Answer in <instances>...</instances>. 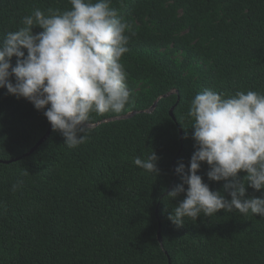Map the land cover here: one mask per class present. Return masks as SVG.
<instances>
[{"label":"trees","instance_id":"16d2710c","mask_svg":"<svg viewBox=\"0 0 264 264\" xmlns=\"http://www.w3.org/2000/svg\"><path fill=\"white\" fill-rule=\"evenodd\" d=\"M110 6L131 25L121 59L131 102L119 115L93 113L100 124L86 144L69 149L52 129L29 154L50 123L28 100L0 89V264H264V217L221 211L177 227L167 216L184 194L171 202L164 191L182 183L176 168H187L196 151L187 113L197 93H264V0ZM70 7L68 0H0V38L34 8ZM152 149L157 177L133 163ZM209 170L202 163L198 174L230 200ZM250 197L264 190L247 187Z\"/></svg>","mask_w":264,"mask_h":264},{"label":"clouds","instance_id":"9594fccd","mask_svg":"<svg viewBox=\"0 0 264 264\" xmlns=\"http://www.w3.org/2000/svg\"><path fill=\"white\" fill-rule=\"evenodd\" d=\"M68 3L66 10L34 8L15 31L0 38V89L32 103L64 137L63 145L76 149L96 127L93 113L119 115L131 102L121 63L129 52L131 25L110 6L111 0ZM35 28L42 31L34 33ZM187 115L193 119L196 151L187 168L182 162L176 168L182 183L164 190L165 200L185 197L168 220L183 227L186 218L197 221L202 214L234 210L264 217V197L246 198L247 187L264 190V93L237 91L225 97L208 89L194 96ZM158 161L154 149L133 159L135 166L156 177ZM202 163L210 167L209 180L225 182L230 200L204 182L198 174ZM241 172L246 173L243 180ZM18 187L14 184L12 190Z\"/></svg>","mask_w":264,"mask_h":264},{"label":"water","instance_id":"95a60500","mask_svg":"<svg viewBox=\"0 0 264 264\" xmlns=\"http://www.w3.org/2000/svg\"><path fill=\"white\" fill-rule=\"evenodd\" d=\"M173 94V92L172 93H169L168 95H166V96H170V95H172ZM158 102V101H157ZM157 102L149 109V110H147V112H152L154 109H155V107L157 106ZM174 108L175 107H173L172 109H171V111H170V115H171V117L175 120V117H174ZM137 112H132V113H129V114H127V115H125V116H122V117H118V118H113V119H110V120H105V121H103V122H109V121H113V120H120V119H126V118H130V117H132L133 115H135ZM100 123H98V124H96V126H98ZM51 131H52V126H51V124H50V127H49V130H48V132H47V134L39 141V143L35 146V148L29 153V154H31V153H33V151L39 146V145H41L42 144V142L50 135V133H51ZM158 237H159V240H160V242H162L161 241V235H160V231H159V235H158Z\"/></svg>","mask_w":264,"mask_h":264}]
</instances>
